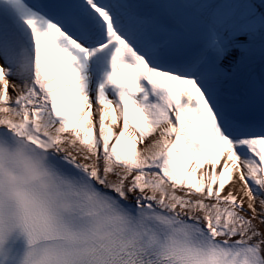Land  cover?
Wrapping results in <instances>:
<instances>
[{
  "label": "bare ground",
  "instance_id": "obj_1",
  "mask_svg": "<svg viewBox=\"0 0 264 264\" xmlns=\"http://www.w3.org/2000/svg\"><path fill=\"white\" fill-rule=\"evenodd\" d=\"M98 1L113 4L124 12L121 0ZM247 1L252 6H258L259 2L264 5V0ZM81 3L92 15L91 21L87 18L90 29L109 27L111 17L106 9L87 4V0ZM227 7L231 9L233 5L226 4L225 9ZM242 16L249 22L236 31L238 36L234 39L228 36V30L237 29L238 22L222 24L228 36L222 41L227 46L226 56L223 59L212 56L217 59L210 66L213 72L204 78L198 75L192 79L169 76L155 68L146 70L137 63L135 67L131 66L132 62L119 55L123 52L120 49L108 57H100L94 49L82 47L63 33L34 0H0V127L23 135L46 154L95 177L97 185L117 192L127 202L156 205L171 214L201 222L217 240L260 248L264 261V211L254 205L260 202L256 197L259 194L248 184L253 180L241 167L243 161L250 163L246 152L249 148L245 149L258 144L264 175V137H224L217 127L216 115L208 109L206 101L207 95L212 93L219 96V87H213V81L226 82L238 91L245 84L239 88V84L235 86L236 82L246 80L251 74L262 78L264 83V41H258L261 31L257 30L264 29L260 22L262 15L248 8ZM256 25V34L244 32ZM5 34L12 40H7ZM9 42H15L17 55L11 53L8 56L6 45ZM230 44H234L233 48ZM98 70L103 71L102 76L111 74V78L105 82L93 79V72ZM140 70L147 71L146 79L157 98L148 105L149 110L145 108L147 88L136 81ZM203 80L206 86H203ZM200 84L205 90L201 93L198 90ZM146 130L150 137L143 139ZM177 130H183V134L176 136ZM91 132L99 133L103 141L120 140L121 145L114 142L118 151H122L127 143L133 152H139L138 162H127L132 170H159L162 164V168L169 164L172 173L166 176L168 182L164 181L163 185L167 186L162 187L164 191L171 192L173 186L181 189L192 185L194 191L201 192L199 181L219 178L222 194L209 201L210 204L200 199L190 203L184 201L191 198L185 194L176 193L167 198L162 192L132 189L126 180L130 174L134 175L129 168L120 173L107 169L109 164L103 161L87 158L86 155L92 152L81 143ZM138 140L149 141L141 143ZM160 140H163L164 149L159 155L160 166L147 167V163H141L142 157L147 151L160 149ZM184 140H188L187 143ZM235 152L242 154L243 159ZM190 158L194 163L189 161ZM114 163L118 165L117 161ZM233 205L243 213L233 211L236 210ZM249 222L254 225L250 227Z\"/></svg>",
  "mask_w": 264,
  "mask_h": 264
},
{
  "label": "rangeland",
  "instance_id": "obj_2",
  "mask_svg": "<svg viewBox=\"0 0 264 264\" xmlns=\"http://www.w3.org/2000/svg\"><path fill=\"white\" fill-rule=\"evenodd\" d=\"M148 105H146L147 107ZM170 123V122H169ZM168 123V124H169ZM144 136L143 139H147L148 137H150V133L149 130L144 131ZM184 139H186V136L184 135ZM83 142L81 144L85 145L89 150H91L92 153L86 155L87 158L91 159L92 161H103L107 165V169H112L115 170L116 172H120V173H125L127 168H129V170L131 171V173H133L134 175L130 174V177H128L126 180L127 182H129V186L132 189L135 190H140V189H144L146 191H152L154 192H162L161 194L164 195L167 198L173 197L175 196V194H185L187 196H190L191 198H189V200H184L185 202L188 201L190 203H193L196 199H200L203 200L202 202H207L209 203V201H213L215 199H217L218 197H220V195L222 194V189L220 185V179L216 178L214 181L213 179L210 182H202L199 181L200 187H201V192H196L193 189H195L194 187H192V185L186 187V188H181L178 189L176 186H173L171 188V192L168 191H164V189H162L163 184H165L164 181H167V177L168 175H170L172 173L171 171V167L170 165L166 164L164 166V168H162L163 164L161 167H159V170H142V171H135L132 170L127 162L129 163H136V161L138 162V158L141 157V154L139 152H133L131 149V146L126 145L124 146V148L122 149V151H118L115 147H114V142H119V144L121 145V141L120 140H113V139H109L106 141H103L100 139V135L97 132H91L88 136V138L86 140H82ZM141 143H145L149 140H138ZM162 141L160 140V142L158 143V146H161L160 149H158L157 151H147V154H144V156L142 157L141 163H147L148 166L147 167H152L154 166V164H156L155 166L159 165L160 166V161H159V155L161 154V152H164L162 149ZM188 140H184L185 143H187ZM143 147V146H142ZM114 150H117V152L115 154H113ZM249 151H251L253 154H248V159L250 160V163H247L246 161H243V164L241 165V167L243 168V170L247 171L248 175H250L251 180H253L252 182H250V180L248 181V184L251 186L255 187L256 192L259 194L258 196L256 195V197L258 199H260V202L258 203H254L255 206H257V208L261 209L263 208L264 211V175L262 172V162L257 160L255 158L258 157V155H260V151L257 147V145H253L251 147H249ZM152 152V153H150ZM150 153V154H149ZM236 156H239L240 159H243V155L242 154H238L237 152H235ZM107 156V157H106ZM130 156V157H129ZM129 157V161H127L126 159ZM161 158V157H160ZM165 159H167V157H165ZM245 159V158H244ZM153 160V161H152ZM118 162V165H116L114 162ZM189 161L191 163H194V159L190 158ZM164 163V160L162 161ZM120 164V165H119ZM206 164V163H205ZM173 166V162L171 164ZM184 169V168H182ZM258 169V172L257 170ZM185 170V169H184ZM183 170V172H184ZM115 173V172H114ZM255 179H259V180H255ZM181 181V180H180ZM178 181V182H180ZM213 181V182H212ZM173 183L177 184L175 181H172ZM135 184L137 186H135ZM140 184V185H139ZM179 184V183H178ZM179 186V185H178ZM167 187V186H165ZM162 190V191H161ZM221 190V192H220ZM172 193V194H170ZM181 198H185V197H181ZM210 204V203H209ZM212 207L213 206H209ZM233 207L236 210L233 211H238V212H242V209L236 208L234 205ZM264 213V212H263ZM230 214H232L230 212ZM230 218H232V215L229 216ZM254 225L253 222H249V226L252 227ZM260 250V248H258Z\"/></svg>",
  "mask_w": 264,
  "mask_h": 264
}]
</instances>
